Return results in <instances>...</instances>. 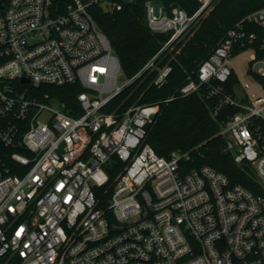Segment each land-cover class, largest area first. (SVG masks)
<instances>
[{
  "label": "built area",
  "instance_id": "1",
  "mask_svg": "<svg viewBox=\"0 0 264 264\" xmlns=\"http://www.w3.org/2000/svg\"><path fill=\"white\" fill-rule=\"evenodd\" d=\"M198 1L191 14L146 0L147 26L169 39L120 84L122 63L90 8L121 11L134 0H69L60 14L52 0H0L2 264H264V37L253 28L264 33V6L227 31L194 71L198 81L162 101L206 86L218 100L213 117L234 110L218 134L260 193L190 167L188 151L159 155L146 139L160 104L108 111L147 73L169 82L172 66L158 60L219 2ZM73 85L76 107L47 90Z\"/></svg>",
  "mask_w": 264,
  "mask_h": 264
},
{
  "label": "trees",
  "instance_id": "2",
  "mask_svg": "<svg viewBox=\"0 0 264 264\" xmlns=\"http://www.w3.org/2000/svg\"><path fill=\"white\" fill-rule=\"evenodd\" d=\"M68 1L52 0V9L60 14L66 11ZM161 1L168 7L180 6L191 14L199 6L198 0ZM145 2L134 0L121 11L115 12H106L102 6L90 8L97 24L110 39L122 63L123 73L128 78L134 76L169 39V35L154 33L147 26ZM263 6V0H219L192 34L186 35L175 44L173 50H167L158 60L161 67L171 64L169 82L159 87L154 84L155 73H147L127 86L113 100L108 111L118 109L119 113L138 104H160L161 113L147 127L149 133L146 139L159 155L167 157L175 150L188 151L192 156L190 167L211 166L227 175L233 184H242L260 193L253 169L248 164L238 165L232 155L225 151V142L218 134L221 121L234 110H228L220 118L213 117L212 111L218 100L205 97L206 86L202 87L200 93L178 97L168 104L162 101L174 95L187 83L188 77L198 81L194 71L209 57L227 31L246 15ZM253 28L261 38L264 37L259 27ZM242 50L236 48L234 54ZM258 56L264 57V51L259 52ZM236 84L238 79L233 74L226 87L233 92ZM47 90L72 107L77 106V95L81 91L78 85L47 87Z\"/></svg>",
  "mask_w": 264,
  "mask_h": 264
},
{
  "label": "rangeland",
  "instance_id": "3",
  "mask_svg": "<svg viewBox=\"0 0 264 264\" xmlns=\"http://www.w3.org/2000/svg\"><path fill=\"white\" fill-rule=\"evenodd\" d=\"M197 29V28H196ZM195 29V30H196ZM194 31H191L190 33L192 34ZM175 47V46H174ZM174 49V48H173ZM173 49H171V50H173ZM245 57V56H244ZM258 67H260V65L258 66ZM119 82H120V84H124L125 82H126V80H127V77H126V75L124 74V73H122L121 75H120V77H119Z\"/></svg>",
  "mask_w": 264,
  "mask_h": 264
}]
</instances>
